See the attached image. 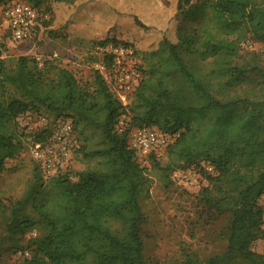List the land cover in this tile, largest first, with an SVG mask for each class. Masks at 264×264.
Listing matches in <instances>:
<instances>
[{
    "label": "trees",
    "instance_id": "16d2710c",
    "mask_svg": "<svg viewBox=\"0 0 264 264\" xmlns=\"http://www.w3.org/2000/svg\"><path fill=\"white\" fill-rule=\"evenodd\" d=\"M21 1L38 11L47 4L49 22L55 7L77 2ZM175 6L176 40L163 37L147 54L156 62L127 106L99 70L91 88L81 85L72 71L40 66L36 58L20 56L8 67L0 42V174L22 149L16 120L41 106L57 117L70 118L73 130L80 128L83 134L90 129L101 137V147L77 149H84L87 158L99 159V167L80 172L68 167L48 178L42 189L34 184L30 205L25 200L13 203L6 216L7 232L23 235L36 224L46 229L33 241L31 255L15 264H151L142 238L141 200L149 196L152 179L129 144L130 131L141 127L178 134L165 150L167 174L197 161L209 163L216 174L204 171L209 186L201 190V198L216 212L229 215L223 252L206 259L188 253L181 261L165 264H264V253L252 249L256 240L264 239V210L259 204L264 198V95L219 97V91L235 90L244 74V69L229 64V56L237 52L235 43L220 37L249 33L264 42V0H177ZM135 21L148 30L138 18ZM110 43L120 42L112 37L96 45ZM189 56L224 57L225 63L207 76ZM221 78L222 85L213 84ZM10 88L15 94H8ZM128 111L131 124L121 129L120 118ZM50 134L48 127L33 137L45 141ZM36 169L38 183L41 174Z\"/></svg>",
    "mask_w": 264,
    "mask_h": 264
},
{
    "label": "rangeland",
    "instance_id": "374dc122",
    "mask_svg": "<svg viewBox=\"0 0 264 264\" xmlns=\"http://www.w3.org/2000/svg\"><path fill=\"white\" fill-rule=\"evenodd\" d=\"M176 1L77 0L69 7H55L52 22H49L50 14L46 13L45 4L39 10L45 17L33 38L23 43H15L6 35L0 36V42L4 44L3 57L8 67L13 66L20 56L41 57L43 65L52 64L66 68L72 71L81 85L91 88L94 72L99 70L98 65L105 64L107 69L103 76L112 89L109 74V68L113 65L112 57L108 52L98 48L96 42L115 37L120 43H128L135 50L131 63L145 78L152 62H156V59L150 58L147 54L156 48L163 37L176 40ZM196 1L193 0L194 3ZM9 2L1 0L0 10ZM206 15L208 18L211 17L209 9ZM135 18L147 26L148 30L140 28ZM220 38L235 43L237 52L229 56V64L241 67L244 74L235 90H229L224 94L219 91V97H262L264 42L255 40L249 33ZM188 59L207 76H212V71L223 67L225 63L224 57L198 60L189 56ZM46 61L50 62L46 64ZM223 81L221 78L212 82L219 85ZM14 92L12 88L8 89V94L13 95ZM132 117L129 111L122 115L119 128L129 127ZM59 118L61 117L41 106L38 111H30L16 120V130L22 142V149L6 162L5 169L0 174V264H15L31 255V250L35 248L33 241L40 239L46 232L42 224H36L23 235L11 234L6 230V216L16 201L25 200L30 205L28 196L33 191L34 184L42 189L48 182V178L43 175L33 156V144L36 142L33 134L48 127L52 128ZM71 138L74 147L71 151L69 169L80 172L99 167V159L87 158L82 152L84 149H77L85 146V150L89 152L101 147L100 134L90 129L82 134L80 128H77L73 130ZM153 154V157L138 155L139 162L147 169L152 179L149 196L141 200L145 214L142 238L147 261L151 264H165L181 261L188 253L206 259L223 252L227 246L224 230L229 215L216 212L201 198V190L209 186L204 171L215 175L213 167L205 161H197L167 174L163 169L168 162L166 152ZM36 167L42 176L38 183ZM259 204L264 210V198ZM252 249L264 253V239L256 240Z\"/></svg>",
    "mask_w": 264,
    "mask_h": 264
},
{
    "label": "built area",
    "instance_id": "2783aa9c",
    "mask_svg": "<svg viewBox=\"0 0 264 264\" xmlns=\"http://www.w3.org/2000/svg\"><path fill=\"white\" fill-rule=\"evenodd\" d=\"M44 17L31 4L21 0L12 1L0 10V36L6 35L15 43L28 41L35 35ZM98 48L111 55L113 60L112 68H109L111 90L122 104L127 106L131 94L143 79L141 72L131 63L135 50L123 43ZM36 60L40 66L43 65L41 57H36ZM98 69L103 74L107 66L100 64ZM72 133V120L59 118L52 126L49 138L33 144V156L45 177L50 178L69 167L74 147ZM177 137L178 134L164 133L156 127L134 128L129 134V144L137 155L148 156L164 152Z\"/></svg>",
    "mask_w": 264,
    "mask_h": 264
}]
</instances>
